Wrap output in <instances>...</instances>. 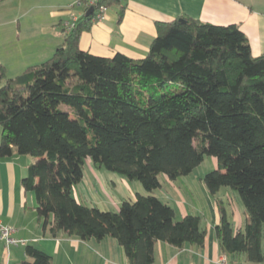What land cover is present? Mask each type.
Segmentation results:
<instances>
[{"label": "trees", "instance_id": "16d2710c", "mask_svg": "<svg viewBox=\"0 0 264 264\" xmlns=\"http://www.w3.org/2000/svg\"><path fill=\"white\" fill-rule=\"evenodd\" d=\"M124 2L98 4L119 7L120 23ZM92 17L83 14L68 32L63 27L64 39L50 59L0 88V158L16 152L34 160L21 185L35 198L43 230L82 241L112 238L128 264H152L157 242L201 247L200 216L177 221L173 209L152 195L124 200L118 212L101 211L77 202L73 189L86 159L152 193L160 175L186 177L211 156L216 169L202 181L218 213L220 254L229 264L239 255L263 263L264 54L252 56L237 25L183 16L155 23L141 59L98 57L79 45ZM221 188L239 197L246 214L242 231L232 230ZM24 251L28 261L21 264H52L33 245Z\"/></svg>", "mask_w": 264, "mask_h": 264}, {"label": "crops", "instance_id": "0c3cea01", "mask_svg": "<svg viewBox=\"0 0 264 264\" xmlns=\"http://www.w3.org/2000/svg\"><path fill=\"white\" fill-rule=\"evenodd\" d=\"M74 1L60 0L61 3L52 7L57 9L51 8L48 12L50 24L63 30L66 21L82 16L85 13L82 6H78L80 8L76 11L68 9ZM257 1L260 7L249 4ZM263 5L264 0H125L120 23H117L119 7L108 8L104 19L93 23L91 29L82 34L79 45L82 50L98 57L110 58L120 53L132 59H141L146 56L155 37L156 22L188 16L216 26H239L247 37L252 56L258 57L264 54ZM60 33H53L57 46L64 39L63 32ZM52 48L49 47V52L54 50ZM33 162L32 158L16 152L0 158V223L14 230V239L25 242L24 245L14 246L0 241V264L28 261L24 251L26 245H33L47 253L52 264H128L122 248L112 238L82 241L62 233L51 237L47 229L43 230L42 221L36 213L35 198L31 193H24L21 185ZM193 173L173 181L160 175V188L147 193L140 183L98 169L90 161L88 168L83 167V178L74 187L73 195L83 205L111 212L119 209L124 200L133 202L137 195H152L173 209L177 221L186 215L200 216L205 231L203 245L185 244L175 248L157 242L152 264H214L220 255L214 233L218 213L214 199L202 181L203 175ZM230 191L221 188L218 197L226 206L235 233L243 230L246 214ZM261 248L264 255V228ZM231 264L252 263H247L239 255L232 259Z\"/></svg>", "mask_w": 264, "mask_h": 264}, {"label": "rangeland", "instance_id": "374dc122", "mask_svg": "<svg viewBox=\"0 0 264 264\" xmlns=\"http://www.w3.org/2000/svg\"><path fill=\"white\" fill-rule=\"evenodd\" d=\"M77 1L75 0L68 9L76 11L80 8L76 5ZM59 3L60 0H0V88L9 79L21 75L28 67L38 66L50 59L55 49L62 43L60 41L57 46L53 36L55 32L61 34V27L50 24L48 18L50 9ZM250 3L255 8L260 7L258 1ZM49 47H53L54 50L49 52ZM60 108L70 112L66 106L61 105ZM88 162L90 160L86 159L83 167L88 168ZM215 169V158L204 156L193 174L204 175ZM232 193L239 204L238 195ZM119 209H115V212Z\"/></svg>", "mask_w": 264, "mask_h": 264}, {"label": "built area", "instance_id": "2783aa9c", "mask_svg": "<svg viewBox=\"0 0 264 264\" xmlns=\"http://www.w3.org/2000/svg\"><path fill=\"white\" fill-rule=\"evenodd\" d=\"M99 0H81L76 3L77 6H82L85 11L92 9V22L96 23L104 19V14L106 9L98 4ZM76 19H71L66 21L63 25L66 28L67 32L72 28V23ZM14 230L10 227H6L0 223V241L6 245H24L25 242L22 240H16L12 237ZM214 264H229L228 257L225 254H220L216 259Z\"/></svg>", "mask_w": 264, "mask_h": 264}, {"label": "water", "instance_id": "95a60500", "mask_svg": "<svg viewBox=\"0 0 264 264\" xmlns=\"http://www.w3.org/2000/svg\"><path fill=\"white\" fill-rule=\"evenodd\" d=\"M91 13H92V9L90 8V9L85 13V16H89ZM179 21H181V20H179Z\"/></svg>", "mask_w": 264, "mask_h": 264}]
</instances>
